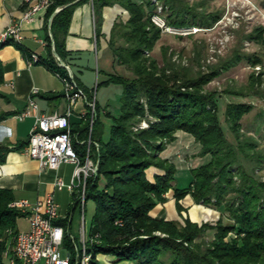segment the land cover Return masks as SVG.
<instances>
[{"label": "trees", "instance_id": "obj_1", "mask_svg": "<svg viewBox=\"0 0 264 264\" xmlns=\"http://www.w3.org/2000/svg\"><path fill=\"white\" fill-rule=\"evenodd\" d=\"M50 1L49 55L39 56L37 63L67 79H71L70 73L60 65L56 54L66 64L75 66L66 37L76 8L92 2L98 38L103 34L107 8L119 6L128 15L124 20L117 15L105 38L118 66H125L133 74L111 73L102 82L123 88L119 113L115 115L107 109L105 114L112 119L108 137L97 99L92 131L90 112L72 124L74 146L82 163L89 153L98 164L85 190L86 199L92 197L96 202L86 245L92 256L90 264H101V254L135 264H264V148L261 139L250 134L242 122L255 105L233 100L222 110L219 103L222 93L208 88L214 79L244 60L252 66L263 64V55L235 50L232 58L221 65H211L207 72H196L173 63L168 47L164 46L161 65L153 56L163 33L152 21L159 3L168 11L164 12L167 21L177 26L211 27L220 18L219 12L205 14L188 0H80L71 5L68 4L76 0ZM58 8L61 10L54 15ZM248 38L264 48V26L256 27ZM12 43L23 48L10 37L0 40V50ZM263 74L253 72L247 87L230 86L223 93L264 97L260 91ZM73 79L87 98L93 100L97 88H83L76 75ZM9 115H0V120ZM179 132L194 137L199 146L196 156L203 159L190 168L192 177L183 187L176 184L178 164L163 155L178 139ZM13 149L5 144L0 146V164L6 162ZM172 190L180 212L184 209L181 200L191 194L199 203L225 209L229 221L221 217L216 224L200 225L187 217L182 224L152 216L151 212L168 200L167 194ZM14 200L12 190L0 188V264L10 236L8 231L17 232V220L25 217L10 206ZM72 205L66 218L56 219L55 223L67 229L64 246L73 254L71 264H76L70 232L72 211L79 208L78 198ZM209 229L216 230L210 242L205 239Z\"/></svg>", "mask_w": 264, "mask_h": 264}, {"label": "crops", "instance_id": "obj_2", "mask_svg": "<svg viewBox=\"0 0 264 264\" xmlns=\"http://www.w3.org/2000/svg\"><path fill=\"white\" fill-rule=\"evenodd\" d=\"M37 1L0 0V40H2V35L7 28L14 23L21 24L23 35L21 42L23 48L12 43L0 50V115L10 113L9 116L0 120V146L5 144L14 148L8 153L6 162L0 164V188L12 190L15 200L28 199L31 202L54 192L64 219L71 211V204L75 202V198L78 196L79 187H76L72 193L68 190H55L54 180L56 175H60L66 182H71L74 166L66 163L57 172L53 170L42 171L39 162L26 153L27 142H29L28 137H30L36 122V115L52 114L56 111L64 112L68 108V102L63 95L64 81L44 64L35 63L29 66L33 53L42 57L49 55L47 36L51 33L47 27L48 6L38 13L34 21H22L24 10L37 3ZM115 11H121L119 6L105 10L103 34L99 38L96 35L92 2L79 5L74 12L70 32L66 37V47L73 52L75 66L70 67L72 73L82 82L83 88L91 90L88 81L84 79L85 77H79L80 74L77 75L76 71L83 73L81 68L85 66L86 60H88V65L91 66L93 55L96 56L98 73H104L105 79L103 82L109 79L111 73L122 74L120 71L121 65L118 66L115 62L113 53L105 39L109 35L112 26L110 20L115 15ZM51 19L49 23H51ZM34 88H38V92H34ZM30 100H34L38 104L36 114L33 112L30 116L20 119L18 116L27 108ZM73 109L72 124L80 122L83 113L87 112L86 100L78 101ZM106 111L107 106L103 107L104 114H106ZM109 129L110 127L105 132L106 138ZM22 143H25V146L21 145ZM169 158L171 157L169 156ZM76 183L78 184V180H76ZM167 198L168 201H171L170 199L174 200L173 190L167 194ZM66 199L68 200V207L63 209ZM160 205L162 204L159 203L151 212L152 216L168 218L164 215L163 206ZM18 220L17 231L29 229V220L26 221L27 226L25 228H21ZM70 233L72 234V232ZM12 245L11 239L8 238L5 251H11ZM5 251L2 263L8 264ZM99 260L105 262V264H135L131 261L120 263L115 256L104 254L99 255Z\"/></svg>", "mask_w": 264, "mask_h": 264}, {"label": "rangeland", "instance_id": "obj_3", "mask_svg": "<svg viewBox=\"0 0 264 264\" xmlns=\"http://www.w3.org/2000/svg\"><path fill=\"white\" fill-rule=\"evenodd\" d=\"M188 2L196 4L198 10L205 14L219 12L220 18L216 20L211 27H202L194 24L186 25L189 27L196 26L197 28L187 35L172 34V32L162 33V37L153 51V56L159 60L161 65L164 60L162 50L164 46L168 47V56L171 57L173 63L175 62L178 66L190 67L196 72H207L210 70L209 66L221 65V62H225L232 58L235 50H240L246 54L257 53L264 57V48L262 45L256 43L255 39L248 38V35L252 33L256 27L264 26V0H188ZM159 5H162V3H159ZM114 13L115 15L111 17L110 23H113V19L117 15H122L121 19L123 20L128 17L127 13L122 11H115ZM166 14L167 13L163 14L165 19H167ZM93 56L91 60L93 64L91 63V66H89L88 60H86L85 66H88L81 68L83 73L76 71V74L78 75L79 73V77H85L84 79L88 81L91 90L97 88V91H95L96 99L102 106L101 119L105 122L106 132L111 125L112 119L103 113V107L107 106V109H110L113 114H118L120 111V99L123 94V88L121 85H108L102 83L105 76L103 72L101 74L98 73L96 56ZM120 71L125 76H133L125 66H120ZM253 72H256V74L264 72V62L263 64L256 63L255 66H252L244 60L236 67H233L229 71H225L214 79L208 85V88L217 89L222 93L219 102L222 110L226 103L233 100L251 102L255 105L254 110L245 115L242 122L244 128H246L250 134L261 139L264 148V114L261 115L264 111V97H259L254 94L248 97H234L223 93L224 90L230 88V86L236 89L247 87L250 75ZM262 77L264 80V74ZM98 83L101 84L98 86ZM260 91L264 93V81L260 87ZM228 136L232 139L231 133H228ZM193 139L194 137L191 136V134L179 132L178 139L171 143L167 151L163 153L164 156H170L171 159L178 164L176 182L178 187L187 186L189 184L192 177L190 168L199 165L203 160L202 157L196 156L199 151V146ZM67 199L63 209H67L68 207ZM170 200L171 201L167 200L160 205L164 208V215L168 217L166 219L172 218L169 220H175L183 224L185 218L189 217L192 221L198 222L200 225L205 222L216 224L221 217H224L226 222L229 221V213H227L225 209L217 207L215 204L206 205L203 201L199 203L194 200L191 194L181 200L184 207L181 212L176 205V200ZM72 204H74V202ZM95 213L96 202L92 197H88L84 212H81L80 207L73 211V217L71 218V235L74 238L75 251L77 250L76 247H80L82 250L84 244L81 237L82 226L84 225L88 232L91 228ZM24 218L25 217L18 220L21 228L27 226V220ZM215 232V229H209L205 234V239L209 242L213 240ZM234 235L235 234H233V236ZM87 242L88 241H86L85 246ZM61 247L62 254L66 256L70 252V249L66 246ZM6 261L10 264L8 258H6ZM101 264H105V262L102 261Z\"/></svg>", "mask_w": 264, "mask_h": 264}, {"label": "built area", "instance_id": "obj_4", "mask_svg": "<svg viewBox=\"0 0 264 264\" xmlns=\"http://www.w3.org/2000/svg\"><path fill=\"white\" fill-rule=\"evenodd\" d=\"M50 2V0H38L37 3L24 10L22 21H34L38 13L49 6ZM163 8V5H158L157 13L152 16V21L162 29L163 33L172 32V34L187 35L197 29L196 26L170 24L163 17L165 12ZM10 37L16 42H22L21 24L14 23L10 25L2 35V40ZM38 61L39 56L33 53L29 66ZM60 65L62 64L60 63ZM62 66L67 68L71 76V79H67L63 78L59 73L57 74L64 81V96L68 102V108L64 112L56 111L52 114L36 115V122L30 137H28L29 144L26 147V153L39 162L42 171L53 170L57 172L66 163L74 166L72 181L66 182L63 177L56 175L54 188L55 190H68L72 193L76 187H79L77 198L81 212H84L87 202L85 191L87 180L94 173L96 174L98 164L90 157L89 153L85 163H82L74 146L71 117L74 111L73 108L78 101L85 99L88 109L87 112L83 113V116L88 112L91 113L90 131H92L95 117L96 92L94 93V99L89 100L84 90L73 79L70 65L65 63ZM34 92H38V88H34ZM37 110L38 104L34 100H30L27 108L18 117L24 119L33 112L36 114ZM76 180H78V184ZM10 206L22 212L25 218L29 220V229L17 232L8 231L13 245L11 251H5V255L9 259L10 264H71L73 254L69 252L64 256L61 251V246H64L67 229L63 225L55 223L56 219L62 218V213L54 192L48 193L45 197L39 198L35 202H31L28 199L14 200ZM71 237L73 238L72 235ZM81 237L84 244L82 250L80 247H76V264H90L92 256L87 252L85 246L89 237L84 225L82 226Z\"/></svg>", "mask_w": 264, "mask_h": 264}, {"label": "water", "instance_id": "obj_5", "mask_svg": "<svg viewBox=\"0 0 264 264\" xmlns=\"http://www.w3.org/2000/svg\"><path fill=\"white\" fill-rule=\"evenodd\" d=\"M80 0H76V1H74V2H72V3H70V4H68V5H71V4H75V3H77V2H79ZM67 5V6H68ZM61 10V8H59V9H57L56 10V12L54 13V15L56 14V13H58L59 11ZM55 54H56V52H55ZM56 56L58 57V60H59V62L62 64V65H65V62L56 54ZM72 75H74L73 73H72Z\"/></svg>", "mask_w": 264, "mask_h": 264}]
</instances>
